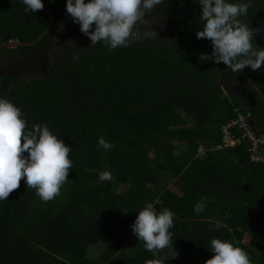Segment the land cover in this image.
Here are the masks:
<instances>
[{
  "label": "trees",
  "instance_id": "16d2710c",
  "mask_svg": "<svg viewBox=\"0 0 264 264\" xmlns=\"http://www.w3.org/2000/svg\"><path fill=\"white\" fill-rule=\"evenodd\" d=\"M42 2L55 24L72 22L66 0ZM162 8L170 27L161 35L138 30L143 40L127 47L98 43L81 54H58L47 78L19 80L6 94L29 127L47 124L73 149V166L51 201L43 202L23 179L0 201V264H147L157 258L206 264L214 238L242 248L252 264H264V166L249 164L243 144L213 149L234 109L249 112L218 82L232 74L244 80V73L264 94V69L233 73L211 60L210 41L196 38L203 27L196 0H165ZM243 19L259 30L253 42L264 48V0H253ZM49 21L44 10L25 13L18 0H0V33L11 40L34 42ZM99 137L113 147L98 149ZM200 146L206 148L202 157ZM102 171L112 179L101 181ZM197 203L205 205L200 214ZM148 205L175 214L173 249L156 256L130 227ZM96 247L102 253L89 258ZM169 249L180 258L166 255Z\"/></svg>",
  "mask_w": 264,
  "mask_h": 264
},
{
  "label": "clouds",
  "instance_id": "9594fccd",
  "mask_svg": "<svg viewBox=\"0 0 264 264\" xmlns=\"http://www.w3.org/2000/svg\"><path fill=\"white\" fill-rule=\"evenodd\" d=\"M18 3L23 5L25 13L44 8L42 0H18ZM164 3L165 0H66L65 10L90 40L91 47L102 43L116 50L127 47L135 27ZM196 3L201 9L199 20L203 26L196 32V38L210 41V58L215 64L222 63L233 73L264 69V48L253 42L259 30L250 28L243 19L253 0H196ZM97 147L109 150L113 145L99 137ZM72 150L47 124L29 127L19 107L0 98V201H5L18 189L22 179L27 187L35 189L43 202L58 197L62 186L69 181ZM99 179L110 181L112 173L102 171ZM204 210L203 203L194 206L196 214ZM174 219L175 214L170 209L157 211L148 205L137 213L130 227L145 250L156 256L165 248L173 249ZM210 248L212 258L206 264H252L248 253L233 242L214 238ZM147 264L166 262L157 258Z\"/></svg>",
  "mask_w": 264,
  "mask_h": 264
},
{
  "label": "flooded vegetation",
  "instance_id": "af4514ba",
  "mask_svg": "<svg viewBox=\"0 0 264 264\" xmlns=\"http://www.w3.org/2000/svg\"><path fill=\"white\" fill-rule=\"evenodd\" d=\"M170 4L171 3H169L168 6H170ZM165 14L166 10L162 8V6H159L145 18V20L149 19V25L156 33H158V30L160 29L161 34L163 32V26L170 27L168 20L167 22L165 21L162 26L161 24H158L160 19L163 20L162 17L167 19L164 16ZM23 16L25 15L23 14ZM50 22L51 18L48 27ZM154 26H156V29L158 30H156ZM147 27L148 26H144V28ZM140 29L141 26L137 30ZM51 31L52 33L45 46H37V43L31 47H25L29 49L27 52L20 50L23 47H13V44H18L19 42L9 39L6 34L3 35L0 33V39L3 38V41L0 43V47L3 46L0 50V98H5L6 94L19 80L27 78H47L55 60L58 58V54L65 56L72 54L74 52L72 47L79 50L76 52L77 54H81L92 48L90 40L79 31V25H76L73 22L61 21L58 24H55L54 18V23L49 32ZM133 35L135 37H141L137 35L136 30L133 31ZM146 39H148V37H146L145 40ZM142 40L143 38L138 42ZM55 45L56 52L54 53ZM50 56L53 58L50 59ZM243 75L245 77L244 80H241L236 77L235 74H232L230 78L224 81H219L217 85L224 95L229 96L232 94L244 102L245 107H247L249 109L248 111L251 113V126L258 134L264 136V109L261 107V102L259 101L261 100L264 103V94L260 91L257 83L250 78V76L244 73ZM260 81L263 82L264 79L260 78ZM254 91L259 95V99L255 97Z\"/></svg>",
  "mask_w": 264,
  "mask_h": 264
},
{
  "label": "built area",
  "instance_id": "2783aa9c",
  "mask_svg": "<svg viewBox=\"0 0 264 264\" xmlns=\"http://www.w3.org/2000/svg\"><path fill=\"white\" fill-rule=\"evenodd\" d=\"M220 142L213 148L216 151L234 150L245 145L249 164L255 168L264 166V136L251 126V113L234 109V117L220 126ZM197 153L202 157L206 148L200 146Z\"/></svg>",
  "mask_w": 264,
  "mask_h": 264
},
{
  "label": "rangeland",
  "instance_id": "374dc122",
  "mask_svg": "<svg viewBox=\"0 0 264 264\" xmlns=\"http://www.w3.org/2000/svg\"><path fill=\"white\" fill-rule=\"evenodd\" d=\"M164 22L165 21H163L162 19H160L159 20V23L158 24H161V26L162 25H164ZM167 22V21H166ZM141 24V25H140ZM150 23H149V19L148 20H143L142 22H140L136 27H135V29H134V31L136 30V32H137V35L138 36H141V37H135L134 35L131 37V40H137V41H139V40H141L142 38H143V36H142V33H140L137 29L138 28H140V26H141V31L145 34V36L147 35V34H149L148 32H151L148 36L149 37H154V35H161L160 34V29L158 30V29H156V26H154L155 27V29L156 30H158L159 32L158 33H156L155 31H153L152 29H151V26L149 25ZM144 26H148L147 28H144ZM147 36V37H148ZM60 46V45H59ZM55 51H53L54 53L56 52V45H55ZM72 49L74 50V52L73 53H76L77 51H79V50H77V48H75V47H72ZM50 55V54H49ZM53 57L52 56H50V59H52ZM170 188L172 189V190H174L175 191V189L172 187V186H170ZM102 251H103V247H96V248H94L93 250H91L90 251V254H89V258H95V257H97L98 255H100L101 253H102ZM165 253H166V255H168V256H171L172 258H174V259H179L180 258V256H179V253L177 252V251H172L171 249H169V250H165Z\"/></svg>",
  "mask_w": 264,
  "mask_h": 264
},
{
  "label": "water",
  "instance_id": "95a60500",
  "mask_svg": "<svg viewBox=\"0 0 264 264\" xmlns=\"http://www.w3.org/2000/svg\"><path fill=\"white\" fill-rule=\"evenodd\" d=\"M43 10H44V12L47 14V15H49L50 16V18H51V22H50V25H49V27L47 28V30L46 31H44V33L35 41V42H33V43H31V44H13L12 46L13 47H31V46H33V45H35V44H37V43H39L40 41H42L43 39H44V37L48 34V32H49V30L52 28V25H53V23H54V17H53V15L52 14H50L45 8H43ZM3 47V46H2ZM2 47H0V50H1V48Z\"/></svg>",
  "mask_w": 264,
  "mask_h": 264
}]
</instances>
